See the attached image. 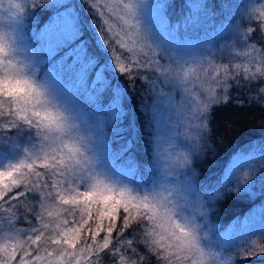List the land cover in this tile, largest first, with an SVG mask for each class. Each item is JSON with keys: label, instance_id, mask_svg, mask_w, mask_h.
Instances as JSON below:
<instances>
[{"label": "snow or ice", "instance_id": "snow-or-ice-1", "mask_svg": "<svg viewBox=\"0 0 264 264\" xmlns=\"http://www.w3.org/2000/svg\"><path fill=\"white\" fill-rule=\"evenodd\" d=\"M142 2L118 0L113 7L101 0H86L99 17L95 22L103 43L121 73L129 78L147 73L141 78L150 80L151 87L164 95L163 80L153 77L167 76L188 93L189 104L178 109L181 116L188 115L186 139L198 142L212 106L228 103L233 88L238 90L236 104L264 109V0L247 6L220 0L221 8L238 7L247 24L241 20L221 24L215 37L223 41L220 48L212 54H193L191 59H182L147 37L135 20ZM39 3L33 0L29 6L34 9ZM9 5L14 9L13 19L17 11H24L18 0H9ZM107 14L122 22L120 32L114 31ZM182 26L187 30L189 25L184 22ZM62 43L58 35L48 34L39 47L33 46L19 20L10 32L0 30V143L7 144L14 134L8 130L21 125L35 129L42 138L36 153L26 149L18 161L0 168V264H231L235 258L222 259L214 246L216 229L210 219L214 208L210 205L225 191L239 194L242 185L264 170L232 188L227 187L226 176L223 182L210 185L212 191H201L206 177L191 168L190 152L161 138L154 145V156L163 162L166 177L174 178L173 182L141 195L106 179L94 169L86 138L71 134L70 114L53 101L52 90L59 82L56 71L40 75L41 65ZM174 44L185 49L205 46L187 40ZM117 47L131 54V66L116 55ZM138 51L143 60L136 58ZM241 56L246 63L237 62ZM76 57L83 61L82 48ZM218 59L227 63L216 64ZM91 64V58L82 62L77 73L81 82ZM204 65L215 69L214 87L199 90L193 86L191 91L203 98L193 108L190 85L194 81L189 73ZM21 223L27 227H18ZM258 254H264V243L242 250L241 258Z\"/></svg>", "mask_w": 264, "mask_h": 264}, {"label": "trees", "instance_id": "trees-1", "mask_svg": "<svg viewBox=\"0 0 264 264\" xmlns=\"http://www.w3.org/2000/svg\"><path fill=\"white\" fill-rule=\"evenodd\" d=\"M161 1L156 17L171 29H175L176 24L180 27L182 21L187 22L189 25L187 34H193L192 30L197 29L207 30L204 31L205 35H209L210 29L204 28L202 24L208 25L210 18L211 24H215L220 17L233 11L232 7L221 8L220 0ZM32 2L33 0H25L21 3L25 15L23 25L25 33L32 38H43L48 34H56L57 24L63 43L47 63L51 65L58 60L63 62L57 69L60 70L63 80L71 86L73 101L87 110L85 111L87 116L100 119L104 135L108 140L107 157L115 165L125 168L126 175L131 171L133 179L146 183L155 173L154 139L158 126L157 118L162 110L163 94L151 87L150 80L141 78L147 73L141 72L140 76L133 73L137 76L129 78L127 74L118 70L95 22L99 17L86 0H38L40 3L34 9L29 6ZM228 3L234 5L236 0H228ZM205 4L207 7L204 6ZM196 10L199 14L195 17ZM191 22H198L199 27L194 28V24L190 26ZM241 22L247 24L246 20ZM175 30L179 33L184 32L182 28ZM259 35V32L255 34L257 37ZM78 47L84 51L83 61L73 59L74 56L76 57ZM238 51L245 50L238 49ZM65 52L69 55L62 60V54ZM116 55L120 56L125 66H131V54H127L126 49L117 47ZM136 56L137 59H144L143 53L140 55L138 53ZM224 56L226 58V51ZM88 58H91L92 64L90 68L84 70V78L81 82L77 78V73L82 62L87 63ZM237 62L245 63L243 56ZM223 63H227V60L216 61V64ZM146 71L152 76L151 70ZM98 75L100 79H97ZM153 78L162 79L158 76ZM236 95L238 90L233 88V98L228 103L212 106L207 117V128L191 152V168L199 173V177H206L201 181V191L205 189L212 191L210 185L215 186L218 182H223L227 175L226 170L238 155L256 146L264 152V109L259 105L247 103L243 106L238 105L234 102ZM239 95L246 100L243 92H239ZM8 132L14 133L8 143H0V157L4 159L16 154V151H11V147L32 145L37 143L40 137L35 129L24 125L10 129ZM240 175H229L227 187L232 188V185L241 183L247 178L242 177L239 181ZM257 181L259 180L254 179L248 185H242L239 194L227 191L221 194L223 196L210 205L214 208V212L210 214L211 222L222 228L243 223L249 215L264 214V183L260 185V182L254 183ZM246 188L252 192L246 191ZM260 206L263 209H260L259 213ZM50 210L55 211V205H51ZM18 227H27V225L21 223ZM137 238H140L139 234ZM260 243H264V235L258 240V244ZM248 248L247 245L235 242L226 249L228 254L235 258V264H264V254L241 258L242 250ZM129 259L134 258L129 257Z\"/></svg>", "mask_w": 264, "mask_h": 264}, {"label": "rangeland", "instance_id": "rangeland-1", "mask_svg": "<svg viewBox=\"0 0 264 264\" xmlns=\"http://www.w3.org/2000/svg\"><path fill=\"white\" fill-rule=\"evenodd\" d=\"M24 1L25 0H18L19 3H22ZM161 2V0H143V2L140 3L136 9L135 20L139 22L147 37L154 44L166 50L176 51L182 59H191L193 54L195 56L212 54L215 49H218L216 47H220L223 43L222 40L215 38L217 30L220 28L221 24L229 23L230 21L235 22L236 20H241V17L238 14V7H232L233 11L226 13V16L220 17L215 22V24H211V18L208 20V25L202 24L204 28L207 27L210 29L211 34L209 35H205L204 31L207 30L198 31L197 29L192 30L191 33L193 34H187L189 32H186V30L182 26L183 24L180 27L184 32L179 33L175 30L181 29L177 26V24L175 29H171L168 28L167 25L159 19V17H156L158 6L161 5ZM257 2H259V0H236L234 6H247L250 3ZM101 3L114 7L118 3V0H101ZM13 10H10L9 0H0V30L10 32V30L14 27L16 20L22 21L24 25V12L22 15L20 11H17L16 18L13 19V17L11 16V11ZM94 11L95 10L93 9V12ZM105 11L107 12V10ZM230 13L234 16H231ZM198 14L199 11L196 10L195 17ZM107 15L109 21L114 25V31L120 32L122 22L117 21L114 17L111 16V14ZM181 23H184V21H182ZM192 24H194V28L199 27L198 22H191L190 26ZM58 28L59 27H57L56 24L55 35H58L60 37ZM25 35L33 46H40L42 38H32L29 37V34L27 33H25ZM121 36H123L122 32ZM176 40H179L181 44H183V42L186 40L201 42L205 46L195 49H185L182 47H176L174 44V41ZM128 46H131V44H129ZM138 47L139 46H137V48ZM80 48L81 47H78L77 49ZM138 53L140 55L141 52L138 51L137 54ZM53 54L54 52L50 56H48V58L41 65L40 75L42 76L44 72H47L49 70L56 71L59 82L52 90L53 101L57 106L70 114L69 119L71 121V134L74 137L78 136L86 138L85 147L87 148L89 155L93 158L95 171L101 173L106 179L115 182L119 186H126L134 193H139L141 195L151 194L154 191L160 190L162 185L173 182L174 178L166 177L165 171L163 169V162L158 163L156 161V157L155 173L146 183L140 182L138 179H133L131 171H129V174L126 175L125 168L115 165L114 162H112L110 158L107 157L106 149L108 147L106 145L108 143V140L104 135V130L102 129L100 119H93L91 116H87L85 114V111L87 110L82 109V107L77 102L73 101L71 86L63 80L60 70L57 69L60 68L59 65H61V62L58 60L54 63L52 62L51 65L47 63V61ZM68 55L69 54H67V52L62 54V60H64ZM73 59L76 60L77 57L74 56ZM69 62L72 61L69 60ZM214 71L215 69H209L207 65H204L203 69H201L199 66L193 68L188 77L190 80L194 81V85H190V91L193 86L197 87L199 90H205L210 87H214L211 82L212 73ZM162 79L165 84L164 92L166 93V95L163 94L162 97V110L160 116H158L157 118L158 126L155 132L154 145L158 140L164 138L166 140L174 141L176 146L189 151L191 155V152L195 148L197 142L194 143L185 138L184 133L186 125L188 123V115L187 113H185L184 116H181L178 111L179 108L187 106L189 104V98L187 96L188 93H185L183 89L169 77L165 76ZM197 100L203 102V98L198 95L197 91H191V103L193 108L196 107ZM41 145L42 138L40 136L37 140V143H34L32 145L26 144L17 148L11 147V151H16V154L5 157V159L0 157V168L6 166L9 162L18 161L25 155L26 149L32 153H36L40 149ZM257 148L258 146H256L255 148H251L245 153H242L235 157V160L226 170V176L228 177V179L230 178L229 173H231L230 175L234 176L241 174L239 179V181H241L242 177L246 178L249 176H254L260 172L259 170H264V152ZM184 171L187 170L185 169ZM255 179H258L259 181L254 183L260 182L259 185L264 183V171L260 172V174L257 175ZM233 186L234 185H232L231 187ZM246 191L252 192L247 188ZM258 209L260 213V209L263 208L260 206ZM263 215V213H261L260 215L257 213L256 216L255 214H252L249 215L245 221L243 220V223L222 228H218L217 224L212 222L215 225L216 229V234L213 237V243L216 250L221 253L222 259H227L228 257L232 258L230 254H228L226 248L227 246L233 245L235 242L240 243L241 245H247L249 247L250 245L255 246L256 244H258V240L264 235V219H262ZM46 222L48 221L46 220ZM239 259L237 258V260ZM231 264H235V261L231 262Z\"/></svg>", "mask_w": 264, "mask_h": 264}]
</instances>
